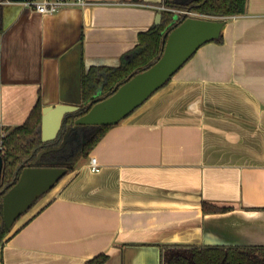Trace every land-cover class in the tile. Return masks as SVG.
Segmentation results:
<instances>
[{
  "label": "crops",
  "instance_id": "1",
  "mask_svg": "<svg viewBox=\"0 0 264 264\" xmlns=\"http://www.w3.org/2000/svg\"><path fill=\"white\" fill-rule=\"evenodd\" d=\"M89 1L46 15L3 3L0 137L37 106L79 104L84 74L119 67L165 10L164 0ZM226 18L222 43L200 47L18 219L0 264L102 253L105 264H164L216 247L205 242L264 245V0Z\"/></svg>",
  "mask_w": 264,
  "mask_h": 264
},
{
  "label": "trees",
  "instance_id": "2",
  "mask_svg": "<svg viewBox=\"0 0 264 264\" xmlns=\"http://www.w3.org/2000/svg\"><path fill=\"white\" fill-rule=\"evenodd\" d=\"M3 1L6 0H0V35L4 31ZM246 3L247 0H164L163 5L166 9L163 10L161 24L140 34V43L119 67H95L84 74L82 100L88 104L98 94L111 95L126 82L128 77L144 71L154 64L163 53L164 34L177 23L178 13L175 10L190 9L203 15L228 17L243 14ZM180 19L182 17H179L178 20ZM223 40L222 35L214 41L222 43ZM90 108L83 107L77 112L68 114L58 138L51 142L44 143L42 141L40 132L42 109L40 106L33 110L25 124L8 129L7 133L1 136L0 148L2 150L0 149V151L4 153L5 164L0 184V247L13 230V228L9 230L4 221L3 197L18 181L23 164L34 160L40 151L50 145L60 146L67 135V129L75 126V120L87 113ZM112 126H77L76 129L79 130V135L82 137L80 141L73 144L67 143L63 150L46 154L43 159L47 160L49 157L55 156L54 159H59L61 164L68 168L67 173H69L73 171L80 160L89 156ZM203 208L206 213L229 210V208L209 203H204ZM188 252V255L179 254L166 258L165 264H264V245L193 248ZM107 260L108 255L102 253L88 260L86 264H105Z\"/></svg>",
  "mask_w": 264,
  "mask_h": 264
},
{
  "label": "water",
  "instance_id": "3",
  "mask_svg": "<svg viewBox=\"0 0 264 264\" xmlns=\"http://www.w3.org/2000/svg\"><path fill=\"white\" fill-rule=\"evenodd\" d=\"M23 2L27 0H11ZM177 23L163 37V53L144 71L126 79L111 95L95 96L88 104L60 103L46 106L42 111L40 128L42 141L58 138L66 116L83 107H91L75 120L77 126H112L122 122L129 114L144 104L157 90L162 88L209 41L219 39L226 28L227 18L210 16L188 10L177 12ZM162 14L159 15L161 19ZM179 17L182 19L178 20ZM160 23V21H157ZM73 136H65L61 145L40 151L31 162L23 164V170L15 185L4 194L3 217L11 230L17 220L34 205L36 200L48 193L67 174L68 168L60 166L55 156L43 159L44 155L63 150ZM4 153L0 151V184L4 175ZM206 246L237 247V243L221 241L205 242Z\"/></svg>",
  "mask_w": 264,
  "mask_h": 264
},
{
  "label": "built area",
  "instance_id": "4",
  "mask_svg": "<svg viewBox=\"0 0 264 264\" xmlns=\"http://www.w3.org/2000/svg\"><path fill=\"white\" fill-rule=\"evenodd\" d=\"M13 1L6 0L3 3H11ZM25 7L30 8L40 14H56L65 8H73V7H86L92 4L89 0H27L21 2ZM166 9V8H165ZM176 12H180L183 10H175ZM226 18V17H225ZM4 136V135H3ZM2 150V148H0ZM90 167L93 172H100L101 165L98 162V159L93 156L90 159Z\"/></svg>",
  "mask_w": 264,
  "mask_h": 264
},
{
  "label": "flooded vegetation",
  "instance_id": "5",
  "mask_svg": "<svg viewBox=\"0 0 264 264\" xmlns=\"http://www.w3.org/2000/svg\"><path fill=\"white\" fill-rule=\"evenodd\" d=\"M66 133H67V136H70V137L73 136V139L71 141H69L68 143L73 144V143L78 142L82 139V137H80V135H79V130H77L75 126H72L69 129H67ZM51 147H56V146L50 145L48 148H51ZM32 161H30L28 163H31ZM59 162H61V161L59 160ZM60 166H64V164H60ZM224 248H229V247H224ZM188 251L179 250V251H175V252H170L166 255V258L174 256V255H179V254L188 255L189 254ZM166 258H165V260H166ZM164 264H165V261H164Z\"/></svg>",
  "mask_w": 264,
  "mask_h": 264
},
{
  "label": "rangeland",
  "instance_id": "6",
  "mask_svg": "<svg viewBox=\"0 0 264 264\" xmlns=\"http://www.w3.org/2000/svg\"><path fill=\"white\" fill-rule=\"evenodd\" d=\"M0 139H1V137H0Z\"/></svg>",
  "mask_w": 264,
  "mask_h": 264
}]
</instances>
